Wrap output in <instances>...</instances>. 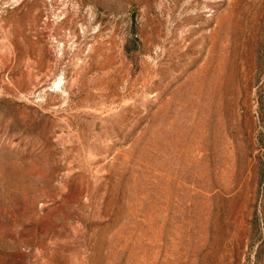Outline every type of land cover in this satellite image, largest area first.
<instances>
[{"label": "rangeland", "instance_id": "374dc122", "mask_svg": "<svg viewBox=\"0 0 264 264\" xmlns=\"http://www.w3.org/2000/svg\"><path fill=\"white\" fill-rule=\"evenodd\" d=\"M0 264H264V0H0Z\"/></svg>", "mask_w": 264, "mask_h": 264}]
</instances>
